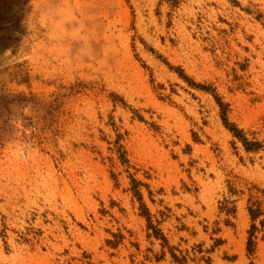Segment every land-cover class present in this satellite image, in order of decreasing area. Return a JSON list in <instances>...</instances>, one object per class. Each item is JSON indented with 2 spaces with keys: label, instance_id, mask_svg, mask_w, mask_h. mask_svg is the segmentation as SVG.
Returning a JSON list of instances; mask_svg holds the SVG:
<instances>
[{
  "label": "rangeland",
  "instance_id": "obj_1",
  "mask_svg": "<svg viewBox=\"0 0 264 264\" xmlns=\"http://www.w3.org/2000/svg\"><path fill=\"white\" fill-rule=\"evenodd\" d=\"M251 205L264 0H0V264H264Z\"/></svg>",
  "mask_w": 264,
  "mask_h": 264
},
{
  "label": "trees",
  "instance_id": "obj_2",
  "mask_svg": "<svg viewBox=\"0 0 264 264\" xmlns=\"http://www.w3.org/2000/svg\"><path fill=\"white\" fill-rule=\"evenodd\" d=\"M19 20H20V18H19ZM19 20H17V22H19ZM176 71L178 73V76L181 79L188 82V80L183 76V74H181V72H178V70H176ZM196 87H198L199 89H203L205 91H210L209 88H204V86H196ZM213 98H214L217 106L219 107L220 118H221L223 126L225 127L226 130H228L232 134V136L235 139H237L242 144L243 148L247 152H250V151L251 152H257L258 150L263 149V146L261 144H259L258 142L249 141L244 136L242 131L238 130L233 124L228 122V120H227V106L224 105L220 101V99L217 96H215L214 94H213ZM131 184H132L131 191L133 193V197L139 203L140 216L142 218H144L146 221L147 231H151V234H149L147 237L153 238L157 241H160L162 250L165 247L168 248L166 238L163 236L162 232L156 226H154L152 224L151 215L148 212L145 204L143 203L142 195L140 194V191L138 189V183L132 180ZM247 212H248V215H249V218L251 221L250 229L248 231L247 252L249 254H253L255 247H256L255 234L257 232V228L255 226V223L261 217H264V213L260 210V208L258 206H252V205L248 207ZM259 224L263 228L264 227V220H259ZM171 257H172L173 262H175L176 264H186L184 261L178 259L174 254H171ZM157 261H159V260H157Z\"/></svg>",
  "mask_w": 264,
  "mask_h": 264
}]
</instances>
